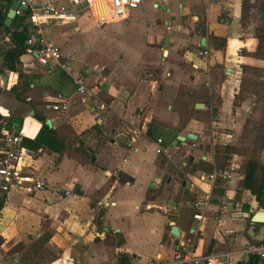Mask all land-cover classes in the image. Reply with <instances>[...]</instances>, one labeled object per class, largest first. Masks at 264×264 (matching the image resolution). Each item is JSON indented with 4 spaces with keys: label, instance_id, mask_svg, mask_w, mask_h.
<instances>
[{
    "label": "crops",
    "instance_id": "0c3cea01",
    "mask_svg": "<svg viewBox=\"0 0 264 264\" xmlns=\"http://www.w3.org/2000/svg\"><path fill=\"white\" fill-rule=\"evenodd\" d=\"M26 1L38 8L50 0ZM200 26L225 38L226 50H215ZM263 27L264 0H144L125 19L103 24L92 12L81 11L74 22L43 27L60 47L65 69L42 66L37 50L21 58L24 73L33 78L25 102L10 92L19 75L1 73L0 57L2 131L21 137L24 174L45 182L41 192L0 197V264H120L122 257L131 264H171L179 246L226 264H262L244 251L255 243L249 230L263 208L249 191L236 201L238 170L230 180L210 178L230 173L240 158L235 155L230 167L220 170L223 154L216 156L205 130L221 129L219 147L241 142L254 98L248 94L237 108L234 100L242 67L264 70V60L243 54L257 51L256 32ZM204 38L205 53L200 49ZM218 64L225 80L215 90L221 105L213 107L208 71ZM78 79L88 92L78 91ZM181 87L193 104L184 129L173 105ZM59 95L68 103L66 111L53 109ZM201 104L205 109L196 108ZM193 109L211 110L212 124L192 120ZM40 111L46 124L51 121L49 129L65 140L63 154L25 145L43 129L36 118ZM8 119L20 121V131L18 123L8 128ZM189 134L197 139L176 146ZM132 137L137 138L134 148L128 144ZM160 139L163 154L157 153ZM180 147L182 153H175ZM218 183L222 194L213 196ZM189 212L202 214V221L195 215L189 219ZM47 220L51 237L40 247L36 243L47 234ZM173 226L180 237L172 234Z\"/></svg>",
    "mask_w": 264,
    "mask_h": 264
},
{
    "label": "trees",
    "instance_id": "16d2710c",
    "mask_svg": "<svg viewBox=\"0 0 264 264\" xmlns=\"http://www.w3.org/2000/svg\"><path fill=\"white\" fill-rule=\"evenodd\" d=\"M15 0H0V31H3V36H0V57L2 60L1 73L5 71L15 72L19 75L18 84L11 89L18 101L25 102L27 100L28 92L31 90L33 78L24 73L22 68L21 58L31 50H37L36 45L29 44L31 34L36 30L34 24L30 21L31 11L26 10L23 15H18L13 22L11 28L5 27L4 23L7 14ZM200 34L209 38L211 46L217 50L224 52L227 48V40L225 38L208 35L204 29V26H200ZM256 36L259 40V46L254 54L244 52L243 54L253 56L257 59L264 60V27L257 30ZM6 37L9 38L6 41ZM243 77L241 80V87L239 93L234 100V107H238L247 97L248 94L254 98V106L252 111L246 120L244 126V133L242 138L252 140L253 144L249 146H238L234 144L227 145L225 147L216 148V156L223 154L222 164L220 170H226L230 167V162L235 155L240 158V164L237 166L238 172L242 176V180L239 182L236 201L240 202L242 195L245 191H249L258 202L260 208L264 209V155L262 148H264V70L253 69L251 67L244 66ZM249 75L255 78L250 79ZM210 88L212 91L210 106L219 107L221 105V97L215 92L218 85H221L225 80L224 66L221 64L215 65L210 69ZM193 117L196 120L208 123L209 115L205 111L193 109ZM36 118L43 124V129L35 141L31 142L25 140V145L34 144L39 150L40 148L47 147L50 150L63 154L67 149V145L64 139L60 138L58 134L49 129L46 124L47 118L44 112H36ZM2 122H5V118L0 114V133L3 129ZM18 123L20 126L16 128V131H20L22 123L16 122L14 119H8V128ZM4 147V143L0 142V149ZM84 148V147H82ZM221 186L219 183L217 188L213 192V196H221L219 190ZM3 207V202H0V209ZM245 212L249 210V207L244 205ZM189 219L193 218L195 213L189 212ZM102 214H100L96 220L97 226H102ZM50 221H46L47 234L42 237L38 243L42 247L51 237L49 232ZM182 251L186 250V246H179ZM30 250V249H29ZM258 260V259H256ZM120 264H131L128 257H122ZM257 264V263H255Z\"/></svg>",
    "mask_w": 264,
    "mask_h": 264
},
{
    "label": "built area",
    "instance_id": "2783aa9c",
    "mask_svg": "<svg viewBox=\"0 0 264 264\" xmlns=\"http://www.w3.org/2000/svg\"><path fill=\"white\" fill-rule=\"evenodd\" d=\"M144 0H50L43 3L40 7L35 8L28 1H24L18 11V15H23L26 10L31 11L30 21L36 27L31 34L29 44L37 46L39 61L44 67L50 64H57L62 69L66 65L62 63V52L58 45L51 42L43 33V27L51 22H74L78 19L81 11H90L93 13L95 20L100 23L114 22L126 18L127 12L136 9L143 4ZM88 4V7H83ZM204 53L206 51H203ZM78 91L86 93L89 91L84 80H76ZM59 104L53 106L56 111H66L68 103L62 95L58 96ZM21 137L12 134L9 130H3L0 133V142L4 147L0 149V197L8 196L12 193H32L33 191H42L45 188L44 181H35L30 176L25 175L19 166L20 159L26 156V150L21 147ZM137 143V138L132 137L129 141V147ZM157 153L164 151L163 141L157 142ZM135 146V145H134ZM233 167L230 173L221 175H211L210 178L217 180L221 177L223 180H230L237 176ZM239 173V172H238ZM68 195L70 192L67 193ZM196 207L200 204L196 203ZM195 219L202 221L203 215H195ZM244 253L249 257L258 259L264 264V243L257 245L250 243L246 246ZM226 264L217 257H200L192 251H182L178 248L175 252L174 260L171 264Z\"/></svg>",
    "mask_w": 264,
    "mask_h": 264
},
{
    "label": "rangeland",
    "instance_id": "374dc122",
    "mask_svg": "<svg viewBox=\"0 0 264 264\" xmlns=\"http://www.w3.org/2000/svg\"><path fill=\"white\" fill-rule=\"evenodd\" d=\"M212 67H210V69H211ZM210 69H209V71H208V81H209V83L211 84V82H210V78H209V72H210ZM249 78L250 79H254L255 77L254 76H252V75H249ZM92 89V88H91ZM183 89V90H182ZM209 90H211V88H209ZM187 91H186V88H184V87H181V90H179V91H176V97H175V99H174V103H173V105H174V108H175V111H177V112H180L179 114L181 115V123H180V127L181 128H186V126L188 125V122H190L191 121V116H190V110H191V108H192V103L191 102H189L188 100H186V96H187ZM210 95H212V92H210ZM246 99V98H245ZM151 108V107H150ZM149 111V107H148V109H147V112ZM208 113V115H209V120H210V122L208 121V123H207V125H210V124H212V120H211V118L213 117L212 115H213V112L210 110L209 112H207ZM248 119V118H247ZM246 119V120H247ZM192 120H196V118H192ZM246 120H245V123H246ZM202 124V123H201ZM205 125V124H204ZM245 125V124H244ZM213 126V125H212ZM205 132H206V134H207V136H209V140L211 141V145L213 146V148H214V150H216V148L217 147H219V145H220V139H219V135H220V133H221V129L218 127V126H216L215 128H213V127H209V129H206L205 130ZM244 133V127H243V130H242V134ZM241 133H240V135H242ZM240 137H241V139H240ZM239 137V141H241V142H235V143H238V146H249V145H252L253 144V142H252V140H250V139H247L246 140V138H242V136H240ZM126 143V142H125ZM129 144V143H128ZM134 145H136V144H134ZM133 145V147H135ZM183 147V146H182ZM182 147H180V148H175V150H174V152L175 153H182ZM169 149H171V148H169ZM164 152H166V150L164 149V151L161 153V154H163ZM43 191V190H42ZM39 192H41V191H39ZM20 248V247H19ZM24 264H33V263H31V262H29V260H27L26 261V263H24Z\"/></svg>",
    "mask_w": 264,
    "mask_h": 264
},
{
    "label": "water",
    "instance_id": "95a60500",
    "mask_svg": "<svg viewBox=\"0 0 264 264\" xmlns=\"http://www.w3.org/2000/svg\"><path fill=\"white\" fill-rule=\"evenodd\" d=\"M24 1H26V0H15L13 2L11 9L9 10V12L7 14V18H6L5 23H4L5 27H7V28L12 27L13 22L18 15V11L21 8V5ZM83 7H88V4H85ZM1 35H2V32H0V36ZM169 39H170V35H168L166 37V40L164 41V44L166 46L169 45ZM206 44H207V39L204 38L203 42L201 44V47H200V49L202 51H206ZM165 55H167V51H165ZM196 108L197 109H205V105H203V104L197 105ZM214 110H215V112L217 111L216 108ZM47 124L51 126V121H48ZM187 139L195 140L197 138H196V135H193V134H189L186 137H179L177 142H176V146H178L179 143L185 142ZM89 151L91 153H93V149H89ZM252 221H253L254 225L249 230V236L255 241V244L262 245L264 243V209L260 210L256 215H254V217L252 218ZM172 234H174L177 237H180L179 230L176 226H173Z\"/></svg>",
    "mask_w": 264,
    "mask_h": 264
}]
</instances>
